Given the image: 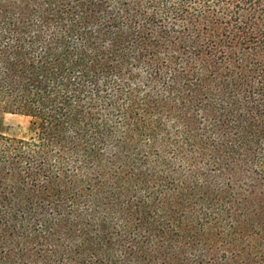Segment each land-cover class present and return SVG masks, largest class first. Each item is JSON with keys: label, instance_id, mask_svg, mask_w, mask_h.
<instances>
[{"label": "trees", "instance_id": "trees-1", "mask_svg": "<svg viewBox=\"0 0 264 264\" xmlns=\"http://www.w3.org/2000/svg\"><path fill=\"white\" fill-rule=\"evenodd\" d=\"M0 264H264V0H0Z\"/></svg>", "mask_w": 264, "mask_h": 264}, {"label": "rangeland", "instance_id": "rangeland-1", "mask_svg": "<svg viewBox=\"0 0 264 264\" xmlns=\"http://www.w3.org/2000/svg\"><path fill=\"white\" fill-rule=\"evenodd\" d=\"M2 122L1 131L8 137L23 138L27 135L29 121L27 118L19 115L2 113L0 114Z\"/></svg>", "mask_w": 264, "mask_h": 264}]
</instances>
